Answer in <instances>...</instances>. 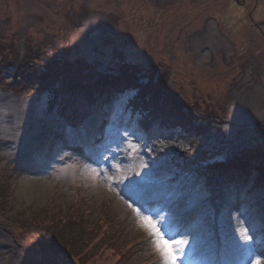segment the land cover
I'll list each match as a JSON object with an SVG mask.
<instances>
[{
    "label": "rangeland",
    "instance_id": "374dc122",
    "mask_svg": "<svg viewBox=\"0 0 264 264\" xmlns=\"http://www.w3.org/2000/svg\"><path fill=\"white\" fill-rule=\"evenodd\" d=\"M247 1L259 6V21L264 0ZM216 3L221 4H210L209 13H221L223 1ZM194 6H199L198 0H0V41L27 37L40 42V47H27L24 55L49 47L66 67L79 54L97 71L124 63L166 65L181 100L207 117L220 118L203 130L153 127L148 133L141 130V122L122 114L124 102L115 99L110 107L116 114L105 124L99 144L90 148V157L81 149L67 148L69 132L55 126L56 146L55 137L44 139L39 148L27 144V133L41 129L47 98L24 96L19 104L16 96L0 93V195L6 205L3 218L16 215L15 230L26 228L31 219L48 235L54 223L81 233L80 243L82 235H88L91 240L86 237L89 243L82 248L90 254L83 264H113L120 254L121 264H165L157 237L137 215L139 209L141 216L156 222L169 243L187 241L173 245L176 264H264V188L247 195L243 207L217 200V209L204 169L241 151L264 155V44L256 49L251 41H260L251 30V41L243 40L231 21L219 28L206 23L212 27L205 31L197 16L203 7ZM227 25L237 31L223 30ZM181 28L185 29L179 34ZM235 48L254 49L259 55L241 71L238 64L243 61L234 59ZM224 115L230 123L222 121ZM50 152L51 157L37 163ZM191 159L201 164L200 170L188 171L183 165ZM72 213L78 214V222L69 220ZM106 221L105 228L101 222ZM0 222L4 223L1 217ZM20 238L23 244L0 225V264H28L25 254L39 262L37 251L29 246L30 235ZM143 239L148 240L141 244ZM39 264L73 263L47 259Z\"/></svg>",
    "mask_w": 264,
    "mask_h": 264
},
{
    "label": "trees",
    "instance_id": "16d2710c",
    "mask_svg": "<svg viewBox=\"0 0 264 264\" xmlns=\"http://www.w3.org/2000/svg\"><path fill=\"white\" fill-rule=\"evenodd\" d=\"M56 57H51L50 54L45 51L44 53L34 54L30 58L26 56L23 58L14 57L11 60H6V64L4 62L1 64L0 61V83H4L5 78L9 74L8 71H11L12 80H16L15 83H11L12 89L19 92V95L28 89L40 92L45 85L52 86L54 84V74L56 81L62 86L64 80L59 73L62 66ZM12 65L14 69H10ZM81 65L83 66V64ZM131 66L132 65H127L126 67L122 66L121 68L126 69L115 70L114 73L111 70L104 71V73L94 76L90 79L92 81L89 82H94L96 85H92L90 90L86 87H73L72 84L68 83L67 85L73 95L62 100L57 99V95L55 97L56 100L54 99L55 101H51L52 106H50V111L53 110V112L57 114L53 117L55 120L54 123L58 124L57 120L61 122L65 120L68 121L67 124L69 125L78 126L84 122L86 118L80 123L77 122L78 117L74 116L76 109L69 106L70 104H74L77 100L76 98H72L77 89L80 90L83 98H85L89 106H91L92 104L96 105L100 101V99L96 98L97 96L110 98L113 93L121 94L122 90L116 88L117 86H132L138 88L137 91H140L138 100L143 106V112L147 119L145 122L146 124L160 121L161 124H167L168 126L170 124L185 125L191 120L192 114L186 113L182 104H178V102L172 104V102L167 99V97H171L165 95L161 90L160 87L162 86L165 89H167V86L172 88V83L169 78L165 79V75H160L162 73H159V70L156 72L152 71L153 69L150 70L147 68H144L145 72L134 70V72L129 73L128 71ZM4 69L6 71H4ZM18 81L19 83H17ZM8 85L9 83L4 85L7 90L9 89ZM96 87L98 88V92H96ZM52 91L54 92V90ZM61 117L63 120H61ZM238 156H244V154L239 153L233 156L230 155L227 157L229 159L228 161L221 162L214 166L211 172V178L213 182L221 186V189L227 190L230 193H233L234 189L237 188L248 193L251 186L264 184V164H260V174L258 172L255 179H249V176L256 171L249 167L251 165L245 162L246 160L242 158L237 159ZM251 182L252 184H249ZM222 199H224V197ZM62 232L63 228H60L59 232L55 235L51 253L61 252L60 249L62 247L58 245L56 241L60 240L58 236Z\"/></svg>",
    "mask_w": 264,
    "mask_h": 264
},
{
    "label": "snow or ice",
    "instance_id": "6c2138e0",
    "mask_svg": "<svg viewBox=\"0 0 264 264\" xmlns=\"http://www.w3.org/2000/svg\"><path fill=\"white\" fill-rule=\"evenodd\" d=\"M129 207H132L129 204ZM137 215L140 217L141 222L151 230V232L157 237L155 243L158 251H160L164 257L165 264H176L178 257L175 254L174 244H186L187 241H174L169 243L161 234L159 228L156 227V222L148 216H141L140 210L136 209Z\"/></svg>",
    "mask_w": 264,
    "mask_h": 264
}]
</instances>
